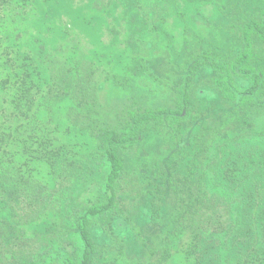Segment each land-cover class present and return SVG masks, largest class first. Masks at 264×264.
<instances>
[{
	"label": "trees",
	"instance_id": "16d2710c",
	"mask_svg": "<svg viewBox=\"0 0 264 264\" xmlns=\"http://www.w3.org/2000/svg\"><path fill=\"white\" fill-rule=\"evenodd\" d=\"M0 264H264V0H0Z\"/></svg>",
	"mask_w": 264,
	"mask_h": 264
},
{
	"label": "rangeland",
	"instance_id": "374dc122",
	"mask_svg": "<svg viewBox=\"0 0 264 264\" xmlns=\"http://www.w3.org/2000/svg\"><path fill=\"white\" fill-rule=\"evenodd\" d=\"M98 1H100V0H98ZM79 34L80 35H84V34H82L80 32H79ZM121 36H119L118 38H120ZM83 38L87 42V43L85 42V44L86 45H89V40H88L89 38L86 35H84ZM120 39H122V38H120ZM143 50L146 51V49H143ZM153 54L151 56H149L148 58L149 59L153 58V56H154ZM133 87L135 88L136 92L134 91V93H132V94L135 95L137 98L143 99L144 98V95H145V92L142 90V88L140 87V85H138L137 83L136 84L134 83L133 84ZM131 91H133V88L132 89H127V90L121 91L123 93V94H121V97H119L117 94L114 95V97L113 96H110L111 97V100L110 101H109V98H107V101H108V104H106L107 105V108L110 109V110H113V109L115 110L119 106L120 102L125 97L129 96V94H127V93H130ZM136 93L137 94H140L142 96V98L141 97H138L136 95ZM104 107H105V105H104ZM126 208L131 211L130 217H132V219H134L135 222L139 221V219H138L139 216L138 215H140V213L142 212V209H140V208L136 209V207H133L130 203H127L126 204ZM152 228L149 229L148 231H146L145 234H144V237L148 240V242H154L155 241V238H156V235H157L156 232L154 230H152ZM127 246L125 247V254H126V256H127V258L129 260H134L135 258H137L140 255H142V254H138V253L134 252L131 248H127Z\"/></svg>",
	"mask_w": 264,
	"mask_h": 264
}]
</instances>
